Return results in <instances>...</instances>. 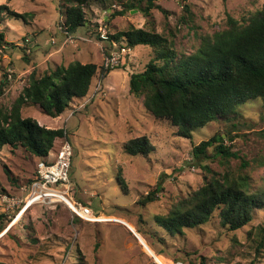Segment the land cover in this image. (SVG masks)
Returning a JSON list of instances; mask_svg holds the SVG:
<instances>
[{
    "label": "rangeland",
    "instance_id": "374dc122",
    "mask_svg": "<svg viewBox=\"0 0 264 264\" xmlns=\"http://www.w3.org/2000/svg\"><path fill=\"white\" fill-rule=\"evenodd\" d=\"M121 1L90 3L85 9L88 23L69 34L70 42L62 26L65 0H0V5L22 15L0 11L4 35L0 80L12 72L0 95L2 109L11 106L33 70L40 74L75 60L99 67L86 96L73 98L59 116H48L35 104L23 106L21 114L48 128L66 129L72 147L69 191L107 218L79 220L62 203L26 206L22 202L28 193L26 183L35 177L36 164L43 159L20 146L4 145L0 151V264H264V209L255 211L253 219L238 230L223 228L214 216L198 227H185L179 238L166 236L154 220L156 214L172 209L203 184L210 173L202 164L215 173H246L252 189L264 186L262 102L244 103L237 107V119L212 121L184 138L176 134L169 120L154 119L142 97L129 92L130 74L141 71L154 57L149 46L137 45L123 53L106 76L99 72L105 52L126 47L123 40L114 41L108 35L130 25L171 38L177 52L188 54L197 49L202 34L223 28L228 15L247 17L264 0H186L189 20L176 0H158L159 7L151 9L149 17L138 7L111 16L128 0ZM227 129L234 135L232 150L249 162L245 168L239 158L226 163L220 158L192 157L193 145L216 133L225 138ZM143 136L154 146L149 154L125 153L124 143ZM64 140L56 141V151ZM55 150L48 160L55 158ZM212 152L209 147L207 154ZM117 173L127 192L120 187ZM158 182L163 187L158 199L138 203ZM173 257L177 260L171 261Z\"/></svg>",
    "mask_w": 264,
    "mask_h": 264
},
{
    "label": "trees",
    "instance_id": "16d2710c",
    "mask_svg": "<svg viewBox=\"0 0 264 264\" xmlns=\"http://www.w3.org/2000/svg\"><path fill=\"white\" fill-rule=\"evenodd\" d=\"M106 1L65 0L63 29L70 34L86 25L85 9L92 2L101 4ZM157 1L128 0L111 16L122 15L138 7L145 17H149L151 9L159 7ZM176 1L189 20L191 13L186 0ZM4 9L12 15L22 16L8 9L7 5H0V11ZM108 37L114 41L123 40L126 47L146 45L153 50L154 57L146 62L144 68L130 74L129 92L142 97L143 106L154 119L169 120L178 136L190 138L194 129L212 121L235 120L237 107L251 100H260L264 108V2L247 17L237 19L228 15L223 28L202 34L197 49L188 54L177 52L171 38L143 27L130 25ZM99 39L105 38L100 36ZM3 41L4 35L0 31V46ZM98 68L93 62L75 60L66 65L58 64L40 74L31 71L27 84L11 106L7 109L0 107V151L4 145L20 146L43 161H49V153L55 150L56 141L67 140L66 129L48 128L30 116L24 117L21 108L35 104L44 114L59 116L73 98L86 96ZM110 69L101 65L99 72L104 77ZM7 85V78L0 80V95L5 93ZM224 133L225 138L216 133L193 145L192 157L220 158L226 163L231 158H239L245 168L249 162L232 150L233 132L227 129ZM209 147H213L211 155L207 154ZM153 148L145 136L132 138L123 145L125 153L131 155H147ZM261 165H264V160ZM201 167L210 173L204 177L203 184L172 209L154 216V220L165 229L166 236L179 238L185 227H198L214 216L218 217L223 228L238 230L253 219L255 211L264 209V186L252 189L246 173L239 171L234 174L226 170L221 174L206 164ZM116 178L122 190L127 192L120 173ZM35 179L36 172L35 177L27 181L25 190ZM162 190V184L158 182L138 203L146 205L157 200ZM160 238L164 240L165 236ZM156 254L166 259L161 251ZM170 260L175 261L177 257ZM82 264L87 263L83 261Z\"/></svg>",
    "mask_w": 264,
    "mask_h": 264
},
{
    "label": "built area",
    "instance_id": "2783aa9c",
    "mask_svg": "<svg viewBox=\"0 0 264 264\" xmlns=\"http://www.w3.org/2000/svg\"><path fill=\"white\" fill-rule=\"evenodd\" d=\"M66 39L72 41L69 33ZM54 43L55 40L52 39ZM130 47H120L117 51H111L105 56L102 66L114 68L120 62L123 53L130 51ZM12 72H7L6 77L10 79ZM72 147L68 140H64L58 149L55 158L49 161L39 160L36 164V179L28 190L27 197L22 200L28 206L31 203H62L73 215V217L84 221H100L107 219L95 213L89 205L75 198L69 191V170L71 167ZM54 185V186H52ZM59 186H64L60 189ZM24 205V206H25ZM23 211V210H22ZM156 264H158L155 261ZM170 264H183L180 261Z\"/></svg>",
    "mask_w": 264,
    "mask_h": 264
},
{
    "label": "crops",
    "instance_id": "0c3cea01",
    "mask_svg": "<svg viewBox=\"0 0 264 264\" xmlns=\"http://www.w3.org/2000/svg\"><path fill=\"white\" fill-rule=\"evenodd\" d=\"M37 47H38V45L34 46V48H37ZM106 216H109V215H106ZM111 217H113V216H111ZM113 218H116V217H113ZM116 219H118V218H116Z\"/></svg>",
    "mask_w": 264,
    "mask_h": 264
},
{
    "label": "bare ground",
    "instance_id": "6f19581e",
    "mask_svg": "<svg viewBox=\"0 0 264 264\" xmlns=\"http://www.w3.org/2000/svg\"><path fill=\"white\" fill-rule=\"evenodd\" d=\"M158 264H161L160 262H158Z\"/></svg>",
    "mask_w": 264,
    "mask_h": 264
}]
</instances>
